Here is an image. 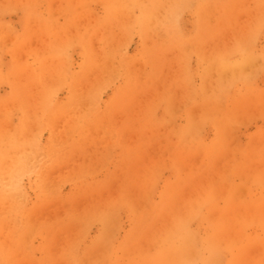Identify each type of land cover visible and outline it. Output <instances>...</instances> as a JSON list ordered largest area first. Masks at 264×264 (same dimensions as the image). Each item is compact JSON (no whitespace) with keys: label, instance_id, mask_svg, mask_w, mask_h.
I'll return each instance as SVG.
<instances>
[{"label":"rangeland","instance_id":"rangeland-1","mask_svg":"<svg viewBox=\"0 0 264 264\" xmlns=\"http://www.w3.org/2000/svg\"><path fill=\"white\" fill-rule=\"evenodd\" d=\"M0 264H264V0H0Z\"/></svg>","mask_w":264,"mask_h":264},{"label":"bare ground","instance_id":"bare-ground-1","mask_svg":"<svg viewBox=\"0 0 264 264\" xmlns=\"http://www.w3.org/2000/svg\"><path fill=\"white\" fill-rule=\"evenodd\" d=\"M150 26H151V25H150ZM255 61H256V60H255ZM250 62H251V61H250ZM252 62H253V61H252ZM252 62H251V63H252ZM256 62H257V61H256ZM256 62H255V63H256ZM245 66H247V65H245ZM245 66H244V68H245ZM257 66H258V65H257ZM251 67H252V65H251ZM244 68H243V70H244ZM247 68H249V65H248ZM239 69H240V68H239ZM239 69H238V70H239ZM253 69H254V68H253ZM236 70H237V69H236ZM227 72H228V71H227ZM245 72H246V71H245ZM252 76H253V75H252ZM260 106H261V105H260ZM226 134H227V133H226ZM193 136H194V135H193ZM215 145H216V144H215ZM231 145H232V144H231ZM230 147H231V146H230ZM226 160H227V159H226ZM219 191H221V190H219ZM220 193H221V192H220Z\"/></svg>","mask_w":264,"mask_h":264}]
</instances>
